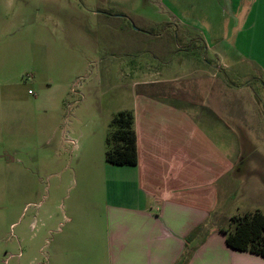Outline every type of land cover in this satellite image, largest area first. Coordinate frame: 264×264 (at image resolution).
<instances>
[{
	"label": "crops",
	"instance_id": "0c3cea01",
	"mask_svg": "<svg viewBox=\"0 0 264 264\" xmlns=\"http://www.w3.org/2000/svg\"><path fill=\"white\" fill-rule=\"evenodd\" d=\"M162 2L177 7L180 0ZM204 2L201 40L210 78L200 105L184 107L169 90L163 96L133 94V106L121 110L134 114L138 164L98 159V170L84 179L86 193L72 207L63 204L62 213H48L43 264H183L186 238L200 225L186 264H264V256L228 246L219 230L234 215L264 212V0ZM3 20L0 16V181L5 170L13 179L20 163L11 124L14 94L6 96L2 88L13 84L4 74L18 63L21 38L14 17L6 30ZM178 78L135 86L173 88ZM113 117L106 116L104 132L91 136L88 150L104 149ZM52 136L46 145H52ZM60 140L69 141L68 135ZM234 202L236 214L228 208Z\"/></svg>",
	"mask_w": 264,
	"mask_h": 264
},
{
	"label": "rangeland",
	"instance_id": "374dc122",
	"mask_svg": "<svg viewBox=\"0 0 264 264\" xmlns=\"http://www.w3.org/2000/svg\"><path fill=\"white\" fill-rule=\"evenodd\" d=\"M8 1L0 0V16L4 30L12 17L19 27L20 58L4 74L13 84L2 89L14 94L20 163L13 179L5 170L0 181V264H43L48 213H62L86 193L84 179L108 148L105 141L100 152L88 150L91 136L104 132L106 116L133 106L135 83L180 77L167 90L184 107L200 105L210 78L205 2L14 0L8 8ZM228 208L239 213L237 202Z\"/></svg>",
	"mask_w": 264,
	"mask_h": 264
},
{
	"label": "trees",
	"instance_id": "16d2710c",
	"mask_svg": "<svg viewBox=\"0 0 264 264\" xmlns=\"http://www.w3.org/2000/svg\"><path fill=\"white\" fill-rule=\"evenodd\" d=\"M138 94L151 96L168 95L167 84H139ZM142 87V88H141ZM142 89V90H141ZM109 133L106 138V161L117 165H137L138 150L137 136L134 128V114L130 110H120L110 122ZM203 226L196 227L186 238V253L183 264L192 256L195 246L189 243L200 234ZM225 234L226 243L233 249L249 251L264 256V212L256 210L244 215H234L227 225L219 227Z\"/></svg>",
	"mask_w": 264,
	"mask_h": 264
}]
</instances>
